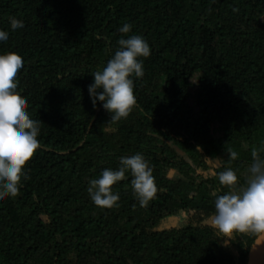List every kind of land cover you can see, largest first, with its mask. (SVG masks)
Returning a JSON list of instances; mask_svg holds the SVG:
<instances>
[{"label": "trees", "instance_id": "trees-1", "mask_svg": "<svg viewBox=\"0 0 264 264\" xmlns=\"http://www.w3.org/2000/svg\"><path fill=\"white\" fill-rule=\"evenodd\" d=\"M0 30L40 126L19 194L0 202V264H249L257 239L218 237L210 217L228 190L217 174L232 168L244 184L264 141V0H0ZM128 35L150 55L132 77L136 107L106 123L88 85ZM138 152L155 199L140 207L129 175L112 186L118 206H95L89 179Z\"/></svg>", "mask_w": 264, "mask_h": 264}, {"label": "clouds", "instance_id": "clouds-1", "mask_svg": "<svg viewBox=\"0 0 264 264\" xmlns=\"http://www.w3.org/2000/svg\"><path fill=\"white\" fill-rule=\"evenodd\" d=\"M12 31L23 29L24 22L9 18ZM131 31L129 23L119 32ZM9 38V32L0 30V42ZM118 47L106 65L92 73L88 85L93 107H101L110 114L109 122L126 119L136 107L132 77L144 75L143 59L150 55V45L141 35H128L117 41ZM24 70L23 58L15 52L0 54V202L14 198L20 192L21 180L27 178L23 166L40 147L39 121L31 119L27 101L17 92L19 76ZM105 123V124H106ZM261 147L251 149L252 162L247 168L244 184L232 168L217 174L221 187L228 190L216 194L211 223L218 237L231 239L236 234H249L264 241V141ZM228 158L235 160L237 152L228 150ZM150 162L142 153L121 156L116 169L105 168L97 178L88 181L87 193L93 204L100 208L118 206L120 195L113 185L131 176L133 196L140 207H147L158 192ZM227 242V241H226Z\"/></svg>", "mask_w": 264, "mask_h": 264}, {"label": "water", "instance_id": "water-1", "mask_svg": "<svg viewBox=\"0 0 264 264\" xmlns=\"http://www.w3.org/2000/svg\"><path fill=\"white\" fill-rule=\"evenodd\" d=\"M264 253V241H256L250 251L249 264H260Z\"/></svg>", "mask_w": 264, "mask_h": 264}]
</instances>
